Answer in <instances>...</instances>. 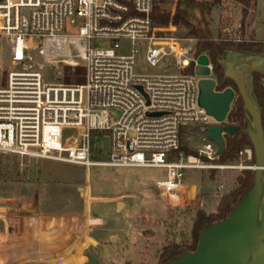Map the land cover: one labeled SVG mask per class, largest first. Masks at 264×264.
Masks as SVG:
<instances>
[{
	"label": "built area",
	"instance_id": "built-area-1",
	"mask_svg": "<svg viewBox=\"0 0 264 264\" xmlns=\"http://www.w3.org/2000/svg\"><path fill=\"white\" fill-rule=\"evenodd\" d=\"M154 4L0 0V45L8 44L10 61L0 84V153L19 156L22 166L48 159L87 168L158 167L166 173L156 182L160 196L172 205L189 198L185 172L199 163L218 164L215 143L201 131L216 123L197 102L195 39L167 33L175 26L155 18ZM121 40L129 42L126 54ZM139 45L149 65L169 59L179 73H133ZM45 65H82L83 82L46 81ZM207 67L212 75L210 61ZM55 73L64 77V69ZM259 85L264 96V76ZM189 128H199L202 144L197 156L184 158L178 150ZM67 130L77 133L64 139ZM94 150L105 158L94 160ZM238 156L250 163L252 149ZM99 222L91 218L92 225Z\"/></svg>",
	"mask_w": 264,
	"mask_h": 264
},
{
	"label": "rangeland",
	"instance_id": "rangeland-1",
	"mask_svg": "<svg viewBox=\"0 0 264 264\" xmlns=\"http://www.w3.org/2000/svg\"><path fill=\"white\" fill-rule=\"evenodd\" d=\"M174 4L175 0H155L154 11H158L160 7L164 11L172 13L175 8ZM215 7L218 11L212 14L210 24L214 39H226L234 44L254 40L253 30L251 31L249 28L251 16L248 15L242 21V6L240 4L232 0H221ZM254 9L252 24L257 37L264 40V0H257ZM167 33L191 37L183 26H175V29H170ZM188 44L192 45V43ZM129 49V42L121 40V53L126 54ZM233 52L235 51H228L224 60H232ZM235 59L233 67L237 70L246 67L249 63L264 68V49L253 53L252 56L235 57ZM0 64L3 68L0 70L1 84L5 80L4 70L10 66L9 46L6 42L0 45ZM78 67L80 76L84 79L85 69L82 65ZM66 68L45 65L42 72L46 81L62 82L64 81L63 75H58L55 72ZM185 72L183 71V73ZM133 73L173 75L178 74L179 71L173 67L169 59L161 60L156 66L149 65L145 60L144 47L139 45ZM211 77L216 80L213 74ZM255 79L256 77L252 73L247 74L244 79L246 91L251 96H255ZM257 82L260 84V78L257 79ZM259 90L264 100L261 88ZM232 106L233 103L230 109ZM246 119L250 120L249 115L246 116ZM225 124H227V120ZM198 131L199 128L186 129L181 134L179 149L186 147L196 152L202 144ZM76 133V130H67L64 133V139ZM180 152L184 158L188 156L184 151ZM104 158L105 156L99 155L94 150V160ZM40 161V159H30L25 161L22 166V159L19 156L0 153V189L3 190V193L15 194L17 192L7 191V188L24 186L28 182L39 180ZM43 162L50 167L49 171H54L56 179H58L52 183H56L59 188H62L59 198L62 199L64 209H78L76 214L80 215L81 213V218L86 222L91 202L92 213L101 217L104 222L101 226L90 230L88 238L75 254L79 258L75 259L72 254L63 257V261L75 260L76 264H89V260L82 257L86 253L95 259L97 264H162L159 255L164 246H187L192 242V224L197 213H201V211L197 210V204L191 199L196 191V197H198L199 185L205 182L207 201L204 203L205 207H202V212L204 210L203 213L207 215L205 212L215 211L219 195L224 196L230 193L222 200V202L226 201L233 193L237 178L241 177L244 171L251 170L246 168L234 170L188 169L185 172L183 183L187 185L189 198L182 197V200L176 205H172L160 196V192L156 188V182L166 178L165 170L162 168L105 166L87 168L78 164L58 161L43 160ZM249 164L253 163H245V158L239 159V156L234 161L221 163V165H242L243 167ZM220 186L223 187L222 191H219ZM5 188L6 190H4ZM84 229L87 231L86 224ZM73 237L72 243L75 240V236ZM93 240L100 246L93 247L90 244ZM80 242L77 240L74 249ZM72 243L67 244L65 249Z\"/></svg>",
	"mask_w": 264,
	"mask_h": 264
},
{
	"label": "water",
	"instance_id": "water-1",
	"mask_svg": "<svg viewBox=\"0 0 264 264\" xmlns=\"http://www.w3.org/2000/svg\"><path fill=\"white\" fill-rule=\"evenodd\" d=\"M253 53L233 52L232 60H224V76L235 84L223 90H216L217 81L211 77L207 65L209 58L200 54L195 74L198 80L199 107L212 117L216 124L202 128V133L216 145V153L222 156L225 148L224 136H233L239 126L225 124L231 104L239 95L249 115L246 134L251 141L256 169L253 182L246 194L234 206L229 215L204 227L199 235L196 248L171 257L163 264H264V132L260 106L245 88V76L249 73L264 76V68L250 65L237 70L233 67L235 57H249ZM101 140L108 146V138ZM89 264L98 262L88 255Z\"/></svg>",
	"mask_w": 264,
	"mask_h": 264
},
{
	"label": "crops",
	"instance_id": "crops-1",
	"mask_svg": "<svg viewBox=\"0 0 264 264\" xmlns=\"http://www.w3.org/2000/svg\"><path fill=\"white\" fill-rule=\"evenodd\" d=\"M256 4L257 0L248 8V15L251 16L249 28L254 33L253 41L264 42V40L257 37L252 24ZM163 11L159 7L158 11L155 12L159 16ZM217 11L216 7L213 6L210 12V24L212 14L217 13ZM40 160L39 180L28 182L24 186L7 188V191L17 192L15 194L3 193V190L0 189V264H76L75 260L71 262L63 261V257L72 254L75 259L76 257L79 258L75 254L83 246L90 230L104 223L101 217L92 213L91 202L89 203L87 219L84 216L86 222L81 218V213L80 215L76 214L79 211L78 209H64L62 199L59 198L62 188H59L56 183H52L58 181V179H56L54 171H49L50 167L43 162V160L48 159ZM239 179L240 177L232 192L237 187ZM220 188L223 189L222 186ZM205 189L204 182L199 185L198 197H196V191L193 201L197 204V210L201 211L202 215L214 216L221 210L223 202L221 201L219 204L218 202L222 195H219L217 199V210L205 212L206 214L213 213L205 215L203 214L204 210L202 212V207H205L204 203L207 201ZM91 218H98L100 220L99 224L92 225ZM85 224L87 225V231L84 229ZM73 236H75V240L72 243ZM109 238L111 239V236ZM77 240L81 242L74 249ZM91 242L90 244L93 247L100 246L94 240ZM70 243L72 245L65 249V246ZM82 257L88 260L87 253Z\"/></svg>",
	"mask_w": 264,
	"mask_h": 264
},
{
	"label": "trees",
	"instance_id": "trees-1",
	"mask_svg": "<svg viewBox=\"0 0 264 264\" xmlns=\"http://www.w3.org/2000/svg\"><path fill=\"white\" fill-rule=\"evenodd\" d=\"M220 1L221 0H176L175 8L172 13L170 11H163L161 15L157 16L156 14L155 16V18L157 17V19H159V21H161V23L164 25L183 26L188 30V34L191 36V38L195 39L196 54L204 53L209 58V61L212 65V73L217 80L216 90H223L228 86L235 88L233 81L224 76V68L222 66L225 55L228 53V51L233 50L240 53H255L264 49V42L250 41L234 44L230 40L213 38L210 30L209 15L212 7L219 4ZM232 1L242 6V21H244L248 15V8L255 2V0ZM79 70V67H75L73 70L66 68L64 70V81L66 83H82L83 78L80 76ZM254 76L256 77L254 80V95L260 106L261 122L264 132V100L257 82V79L261 78L262 75L255 73ZM246 116L247 112L244 108L243 102L240 96L237 95V98L233 101V106L230 109L226 120L227 124L238 125L239 129L233 136H224V152L222 156H219L215 163L221 164L236 160L238 158L239 151L247 146L252 149L251 162L255 163L251 141L246 134H242V131L246 128ZM178 151H184L185 155L197 156L196 152L191 151L186 147H181ZM203 160L206 161L205 158H203ZM253 175L254 172L252 170H246L242 173L237 187L233 191L232 195L221 204V210L218 214L214 216H204L198 212L191 228V244L187 246H164L160 250L159 255L161 263L163 264L171 257L178 256L183 252L193 251L196 248L201 230L211 223L222 220L229 215L234 206L240 201V199L246 194L252 185ZM229 194L222 196L218 204Z\"/></svg>",
	"mask_w": 264,
	"mask_h": 264
},
{
	"label": "bare ground",
	"instance_id": "bare-ground-1",
	"mask_svg": "<svg viewBox=\"0 0 264 264\" xmlns=\"http://www.w3.org/2000/svg\"><path fill=\"white\" fill-rule=\"evenodd\" d=\"M191 168H204V169H208V170H213V169H219V170H223V169H230V170H234V169H240V168H246V169H256L255 164H249L245 167H243L242 165H213V164H201L199 163L196 166H192ZM223 189L220 188L219 191H222Z\"/></svg>",
	"mask_w": 264,
	"mask_h": 264
}]
</instances>
